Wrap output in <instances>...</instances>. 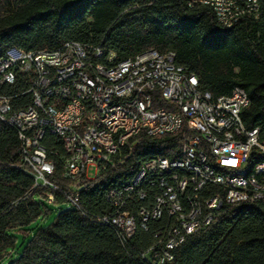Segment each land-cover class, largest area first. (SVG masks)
<instances>
[{"label":"built area","instance_id":"1","mask_svg":"<svg viewBox=\"0 0 264 264\" xmlns=\"http://www.w3.org/2000/svg\"><path fill=\"white\" fill-rule=\"evenodd\" d=\"M196 2H215L223 28L244 19L238 7L253 11L252 21L262 16L261 0H188V5ZM18 75L27 82L21 94L31 99L15 107L0 93V130H16L18 166L33 177L28 194L41 189L49 203L60 192L81 209L80 191L100 172L122 164L144 137L176 136L180 156L145 159L141 175L128 178L129 187L105 192L110 210L97 218L114 229L124 248L138 230L150 232L152 242L137 253L145 264H176L174 251L188 236L234 206L264 205V164L250 178L232 180L254 151H264L261 129L246 128L238 112L240 99H246L242 87L212 96L177 62L174 50L149 47L115 61L113 51L75 40L56 49L10 47L0 55V85L14 83ZM48 134L59 140L62 153L45 143ZM181 156H190L185 172L173 168ZM56 158L69 181L65 188L50 178ZM211 162L226 166L227 176L212 173ZM253 189L261 190V198L253 197ZM197 196H204V208H197Z\"/></svg>","mask_w":264,"mask_h":264},{"label":"trees","instance_id":"2","mask_svg":"<svg viewBox=\"0 0 264 264\" xmlns=\"http://www.w3.org/2000/svg\"><path fill=\"white\" fill-rule=\"evenodd\" d=\"M258 21L244 18L230 28L216 22L206 5L188 0H0V55L10 47L26 50L56 49L75 40L101 45L124 60L149 47L174 50L178 63L194 72L203 90L212 96L229 94L241 86L250 104L242 110L246 128L259 127L264 137V0ZM26 77L0 85L15 107L27 105L21 94ZM175 135L144 137L122 164L105 170L80 191L81 209L70 205L62 193L46 201L34 189L30 173L19 167L20 141L16 130H0V261L2 264H145L138 257L153 240L138 230L124 248L114 229L97 221L110 208L105 192L132 177L152 156L177 158ZM45 143L62 153L54 135ZM253 152L249 165L263 161ZM63 162L56 158L50 178L65 188ZM66 203L67 206H63ZM54 204L56 214L47 224H30L47 216ZM33 229L20 253L16 232ZM176 264H264V205L243 203L230 208L209 227L187 237L175 251Z\"/></svg>","mask_w":264,"mask_h":264},{"label":"bare ground","instance_id":"3","mask_svg":"<svg viewBox=\"0 0 264 264\" xmlns=\"http://www.w3.org/2000/svg\"><path fill=\"white\" fill-rule=\"evenodd\" d=\"M196 4L209 6L213 10L216 16L215 17L216 20L218 19V11L216 9L215 2H196ZM238 14H244V18L246 17V18L254 19V12L245 11V7H238ZM151 63H158V56H151ZM242 92H243V96L246 99H240V104H238V112H242V110L247 106V100H249L248 94L244 88H242ZM260 153L264 154V151ZM157 157H165V156H157ZM185 164H190V156H181V161H173V168L178 169V172H185ZM260 164H264V160L255 163L253 166L249 165V160H248L244 166H241L240 168L233 171L232 180L242 181L246 178H250L251 174H253L255 170L260 168ZM144 165H145V161H143L139 165L133 176L141 175V171L144 169ZM209 170L216 175L227 176V167L222 166L219 162L209 163ZM129 186H130V179H127L117 187H129ZM253 197L261 198V190L253 189ZM197 208H204V196H197Z\"/></svg>","mask_w":264,"mask_h":264},{"label":"rangeland","instance_id":"4","mask_svg":"<svg viewBox=\"0 0 264 264\" xmlns=\"http://www.w3.org/2000/svg\"><path fill=\"white\" fill-rule=\"evenodd\" d=\"M63 206H67V204L63 203ZM49 208L52 209V211H50L47 214V216L36 219L34 222H32L30 224V227L33 228L35 225H38V224H43V225L49 224L53 220V218L56 214L57 207L54 204H49ZM32 231H33V229H30L26 232H22V231L16 232V241L18 242V245L11 250L12 251L11 253L13 256H16L20 253V251L22 249V245L25 242V239L31 235ZM2 263L3 262L0 261V264H2Z\"/></svg>","mask_w":264,"mask_h":264},{"label":"snow or ice","instance_id":"5","mask_svg":"<svg viewBox=\"0 0 264 264\" xmlns=\"http://www.w3.org/2000/svg\"><path fill=\"white\" fill-rule=\"evenodd\" d=\"M230 163H233V164H234V163H235V161H231Z\"/></svg>","mask_w":264,"mask_h":264}]
</instances>
